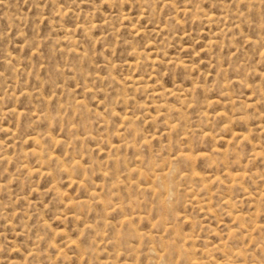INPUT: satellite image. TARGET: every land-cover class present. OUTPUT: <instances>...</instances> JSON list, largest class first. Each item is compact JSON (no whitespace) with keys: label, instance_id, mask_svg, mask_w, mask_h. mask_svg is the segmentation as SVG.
<instances>
[{"label":"rangeland","instance_id":"rangeland-1","mask_svg":"<svg viewBox=\"0 0 264 264\" xmlns=\"http://www.w3.org/2000/svg\"><path fill=\"white\" fill-rule=\"evenodd\" d=\"M0 264H264V0H0Z\"/></svg>","mask_w":264,"mask_h":264}]
</instances>
